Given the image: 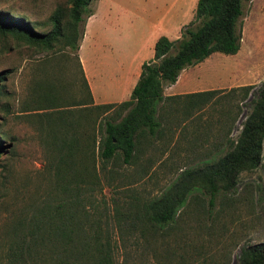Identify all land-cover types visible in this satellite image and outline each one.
<instances>
[{"label":"rangeland","instance_id":"374dc122","mask_svg":"<svg viewBox=\"0 0 264 264\" xmlns=\"http://www.w3.org/2000/svg\"><path fill=\"white\" fill-rule=\"evenodd\" d=\"M100 1L118 14L107 20V29L115 43L123 44L125 40L134 42L138 36L135 5L149 7L153 13L142 26L144 32L156 26L167 9L173 5L178 9V0H91L90 7ZM58 6L68 9L69 0H0V11L25 18L42 30L48 29L44 22ZM238 27L240 63L230 61L227 70L251 71L243 85H254L248 96L254 98L264 81V0H243ZM82 28L81 24L79 30ZM227 56L213 53L212 64L203 72L223 70L219 62ZM3 70H8V75L0 85V134L6 145L0 154V231L19 207L51 190L60 154L54 130L58 113L79 97L88 100L77 51L70 46L42 50L0 34V72ZM227 80L228 76L223 83L230 82ZM238 86L222 85L200 111L206 126L196 130L190 124L187 130L179 131L176 140L174 135L164 143L158 141L149 160L108 162L96 202L108 205L107 214L112 215L116 199L126 207L160 195L178 180L182 170L204 166L193 153H208L217 147L219 128L236 118L230 130L222 133L223 143L230 147L251 110L248 98L242 100L241 90H230ZM76 110L67 111L77 114ZM106 119L102 117V123ZM179 150L192 154L172 162V155ZM165 231L162 235L145 232L147 242L141 238L137 245L132 239L117 240L118 264H238L243 246L264 242V142L257 168L241 172L235 186L213 196L204 189H193Z\"/></svg>","mask_w":264,"mask_h":264},{"label":"trees","instance_id":"16d2710c","mask_svg":"<svg viewBox=\"0 0 264 264\" xmlns=\"http://www.w3.org/2000/svg\"><path fill=\"white\" fill-rule=\"evenodd\" d=\"M90 3L91 0H69L68 9L58 6L44 22L47 30L0 11V34L42 50L70 46L77 51L82 36L79 27L92 14ZM242 6L243 0H197L193 18L178 39L162 35L156 40L153 58L143 62L127 100L94 104L83 79L88 100L79 97L73 101L58 113L54 124L60 154L52 188L44 197L19 207L0 231V264H118L117 240L132 239L137 245L141 238L147 242L145 232L162 235L193 189H204L210 196L228 191L241 172L260 165L264 81L254 98H248L254 85L231 89L242 91V100L248 98L251 110L237 139L231 141L230 150L216 164L206 169L182 170L176 182L146 201L124 207L116 199L112 215L107 214L108 205L101 206L95 199L103 190L102 175L108 172L107 163L121 160L130 164L141 129L155 133V115L164 86L174 83L182 69L214 52H238ZM7 75L8 70L0 72V85ZM215 92L193 95L211 96ZM73 107H77V114L67 111ZM4 142L0 134V154L6 150ZM238 264H264V242L243 246Z\"/></svg>","mask_w":264,"mask_h":264},{"label":"crops","instance_id":"0c3cea01","mask_svg":"<svg viewBox=\"0 0 264 264\" xmlns=\"http://www.w3.org/2000/svg\"><path fill=\"white\" fill-rule=\"evenodd\" d=\"M196 3L197 0H178L176 3L178 9L175 8V5L167 9L164 18L146 32L143 31L142 26L153 13L151 14L149 7L135 5L134 16L137 22L134 28L138 36L134 42L125 40L124 44L122 42L115 43L111 37V31L107 29V20L118 14L113 13L110 7H104L102 1L97 3L92 9V14L85 21L77 49L81 70L89 86L93 103H120L129 99L131 91L139 79L143 62L153 58L156 40L162 35L170 40L178 39L182 28L192 20ZM114 9L116 8L114 7ZM138 18H141V21ZM241 49L242 44L237 53L227 54L226 59L219 62L223 69L221 71H215L214 74L213 71L211 74L203 72L204 68L210 67L212 64L210 59L212 53L203 61L182 69L174 83L164 86L163 99L159 102L155 115L157 123L155 133L147 128L141 129L137 136L135 157L130 164L139 162V160H149L152 149L157 146L158 141L164 143L174 135L176 140L179 131L187 130L190 124L191 128L196 130L206 126L204 119L199 117L200 111L214 99L213 97L222 85L232 86L239 83L244 86L243 84L246 83L248 75H250L251 71L234 73L227 70L231 66L230 61L236 64L240 63ZM226 76H228L227 81L230 82L223 83ZM233 88L237 87L231 89ZM212 90H216V92L211 96L193 95ZM232 121H229L227 125L225 123L226 127L221 125L219 128L217 147L208 153H201L200 150L193 153L198 162L204 164L198 169H206L208 166L216 164L230 150V147L223 143L225 135L223 136L222 133H227L230 130ZM190 154L192 153L179 150L172 155V162L179 161Z\"/></svg>","mask_w":264,"mask_h":264}]
</instances>
